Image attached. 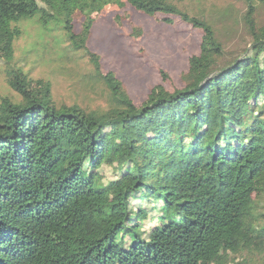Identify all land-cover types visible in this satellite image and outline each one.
Returning <instances> with one entry per match:
<instances>
[{
  "label": "trees",
  "instance_id": "obj_1",
  "mask_svg": "<svg viewBox=\"0 0 264 264\" xmlns=\"http://www.w3.org/2000/svg\"><path fill=\"white\" fill-rule=\"evenodd\" d=\"M122 1L201 30L182 88L155 85L135 105L103 70L90 29L106 4ZM183 1L0 0V64L18 97L0 102V264H264V27L254 0H242L249 45L227 60L212 16ZM35 14L64 27L65 57L87 58L106 108L58 103L50 81L16 65L19 22ZM249 65L258 87L234 116ZM95 165L113 178L91 173ZM136 197L162 202L145 234Z\"/></svg>",
  "mask_w": 264,
  "mask_h": 264
},
{
  "label": "rangeland",
  "instance_id": "obj_2",
  "mask_svg": "<svg viewBox=\"0 0 264 264\" xmlns=\"http://www.w3.org/2000/svg\"><path fill=\"white\" fill-rule=\"evenodd\" d=\"M264 0H254L255 19L264 27ZM186 7L197 6L207 16H212L225 47L227 60L242 53L249 45V36L242 23L245 4L242 0H184ZM224 14V15H223ZM80 17V18H78ZM73 20V31L79 32L82 16ZM165 16L145 15L122 1L106 4L95 16L90 29L88 47L101 57L104 71H113L122 82L135 105H140L155 85L166 90L182 88L181 79L187 71L189 58L199 53L201 30L170 16L173 24L163 21ZM22 36L14 43L16 65L22 66L28 77L50 81L52 96L58 102L76 103L86 109L106 108L108 91L100 80L90 77L91 66L87 58L72 53L66 55L65 29L60 23L43 26L37 14L21 20ZM240 83L248 86L243 94H237L232 114L249 110L247 97L257 82L249 65L243 70ZM223 83L222 92L226 90ZM4 97L18 100L16 92L6 83L5 67L0 64V102ZM216 111L211 116L215 121ZM96 168V169H95ZM107 178H113L111 169L101 165L89 167ZM132 212H139L137 223L144 234L156 226L157 217L163 213L162 202L133 201Z\"/></svg>",
  "mask_w": 264,
  "mask_h": 264
}]
</instances>
